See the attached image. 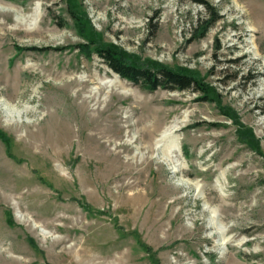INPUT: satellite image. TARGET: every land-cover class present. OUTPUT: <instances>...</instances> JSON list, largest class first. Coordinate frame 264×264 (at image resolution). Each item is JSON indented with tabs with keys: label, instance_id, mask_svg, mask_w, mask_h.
<instances>
[{
	"label": "rangeland",
	"instance_id": "rangeland-1",
	"mask_svg": "<svg viewBox=\"0 0 264 264\" xmlns=\"http://www.w3.org/2000/svg\"><path fill=\"white\" fill-rule=\"evenodd\" d=\"M204 1L221 19L193 40L192 0H0V264H264V0ZM93 43L210 100L121 79ZM166 128L169 163L147 149Z\"/></svg>",
	"mask_w": 264,
	"mask_h": 264
},
{
	"label": "trees",
	"instance_id": "trees-1",
	"mask_svg": "<svg viewBox=\"0 0 264 264\" xmlns=\"http://www.w3.org/2000/svg\"><path fill=\"white\" fill-rule=\"evenodd\" d=\"M194 3L201 5L207 12V17L200 20L198 27L195 28L196 33L193 34V40L203 38L208 30L221 19L216 8L210 6L204 0H192ZM70 16L77 19L71 10H68ZM79 20V19H77ZM59 27H65L66 24L61 20ZM81 21V20H80ZM92 31V30H91ZM90 41H93L90 39ZM94 53L99 57L102 63L113 73L121 79L127 80L135 85H140L149 92L157 89L172 90V91H188L192 90L194 93L200 95L199 101H209L210 93L212 91L209 87L200 82L195 76L186 71H173L169 68L163 67L160 64L153 62L141 63L137 60L131 59L125 52L117 50L110 45H96L94 44ZM79 51H86V46H77ZM240 140L252 147V151L258 153V142L255 141L251 131L243 128V131L238 134ZM0 137H3L0 134Z\"/></svg>",
	"mask_w": 264,
	"mask_h": 264
},
{
	"label": "bare ground",
	"instance_id": "bare-ground-1",
	"mask_svg": "<svg viewBox=\"0 0 264 264\" xmlns=\"http://www.w3.org/2000/svg\"><path fill=\"white\" fill-rule=\"evenodd\" d=\"M37 10L40 8V5L38 4ZM39 17V15L37 16ZM18 22L21 21V19H17ZM115 77L117 78V76L115 75ZM14 97L8 99V102L5 104L8 106V104H10L13 101ZM29 111L26 110L24 111V113H28ZM12 114V113H11ZM21 113H18L17 115L20 116ZM10 115V114H9ZM157 130V126L153 127V130L151 131V137L153 136V134L156 132ZM176 129H173L170 131V128H166L164 130H162L160 132V135L158 136V138L153 139V141H147V149L148 152L151 153L153 151H159L161 152L165 157L167 162H170L171 158H176V156H174L177 152L176 150V140L177 138L174 136V133L176 132ZM169 140V141H168ZM25 197H34L33 193H27ZM13 198V197H11Z\"/></svg>",
	"mask_w": 264,
	"mask_h": 264
}]
</instances>
